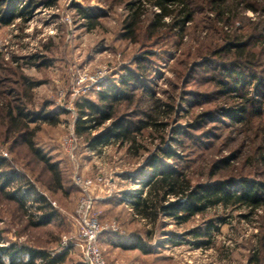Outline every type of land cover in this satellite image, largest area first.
Here are the masks:
<instances>
[{"label": "rangeland", "instance_id": "1", "mask_svg": "<svg viewBox=\"0 0 264 264\" xmlns=\"http://www.w3.org/2000/svg\"><path fill=\"white\" fill-rule=\"evenodd\" d=\"M24 1H18V6ZM200 1H195L199 10L195 23L203 30L195 31L190 25L180 43L164 28L149 38L153 9L141 16L133 39H124L127 11L122 0H58L50 8L39 3L29 21L15 18L7 26L0 25V63L5 70H0V80L14 82L21 71L39 82L32 90L29 107L35 113L44 108L58 121L38 124L34 140L62 175V188L51 190L50 175L22 146H14L11 151L9 143L0 144V160H5L0 170L20 177L19 182L4 188L5 195L20 191L28 198L26 210L21 212L13 201L0 195V248L13 254L12 247L64 253V264H83L76 215L83 198L75 181L79 177L91 183L87 189L92 199L90 212L106 229L98 241L107 264H250L264 231V207L250 212L222 203L178 223L162 214L155 222L142 220L130 206L135 202L131 196L146 192L144 183L153 156L179 170L192 185L205 184L210 171H214L211 183L241 178L264 182V150L259 149L260 136L255 129L264 119V89L255 97L261 111L252 125L244 124L233 111L225 113L233 104L234 94L229 98L219 95L221 77L216 67L231 59L229 55L213 57L202 50L210 44L224 43L227 33L249 34L264 20V13L240 11L226 27L213 20L211 10L202 8L205 5ZM260 31L264 34V29ZM248 50L258 54L264 47L250 43ZM186 52L194 60L189 70L184 69ZM261 58L256 70L264 74V55ZM129 73L130 87L119 104L104 108L110 120L89 132L88 137L78 135L77 122L88 118L79 109L83 101L101 105L97 94L119 86L121 78ZM244 91L251 94L252 88ZM204 112H210L209 116L199 119ZM121 118L131 123L129 139L109 135L96 146L91 145V138L106 134ZM70 132L78 136L72 152L64 147ZM167 151L170 156L164 153ZM35 193L55 211V217L40 227L30 225L40 217L34 211ZM138 240L149 253L128 248ZM28 260V254L22 252L16 262ZM0 264H10L2 252Z\"/></svg>", "mask_w": 264, "mask_h": 264}, {"label": "trees", "instance_id": "2", "mask_svg": "<svg viewBox=\"0 0 264 264\" xmlns=\"http://www.w3.org/2000/svg\"><path fill=\"white\" fill-rule=\"evenodd\" d=\"M18 1L22 2V0H0L1 26L11 24L15 18L27 22L32 17L36 5L41 3L43 7L50 8L58 0H26L23 2V6H18ZM122 1L125 2L127 11L126 19L123 22L126 31L123 35L124 39H133L132 35L137 29L141 16L147 10L152 9L151 21L148 25L149 38L154 37L157 32L159 33L164 28L169 34L175 36L180 43L190 25L193 26L195 31L200 29L198 24L195 23V15L199 11L198 6H195L196 0ZM200 2L205 5L201 6L202 8L211 10L213 20L221 22L224 26L236 19L240 11L243 10L258 14L264 13V0H201ZM260 29H264V20L256 23L249 34H239L238 36L235 34L236 36H234V33L228 34L226 32L224 43L210 44L206 50L202 48L204 54L220 59L229 55L231 61L227 62L228 64L220 63L216 67L219 71L218 75L221 77L218 82L219 93H221L219 95L229 98L230 93L234 94L231 96L233 104L225 110V113L233 111L239 115L240 120L246 125H252V119L260 116L261 111L260 102H257L255 97L260 94L261 89H264V74H261V71L257 72L256 69L261 65L260 61H262L261 56L264 55V50L258 54L253 50V52L248 50L250 43L258 47H264V34L261 33L262 30L259 32ZM204 37L203 40L208 36ZM185 56L188 57V60L184 61V69L189 70L194 60L189 52ZM0 70L5 71L1 63ZM16 75L18 77L14 82L9 79L0 80V95L3 97V102L0 103V144L9 143L10 150L14 146H22L28 155L41 165L42 170L50 175L52 184L49 185V189L54 191L61 189L62 175L58 165L52 163L50 158L36 147L34 140L39 129L38 124H55L58 120L52 119L50 117L52 114L44 108L35 113L29 107L32 106V90L39 85V82L27 77L21 71ZM130 78L131 73H129V76L121 78L119 86H114L111 91L109 89V91L99 92L97 95L101 105L88 100L83 101L79 109L83 111L81 113H87L85 115L88 118L77 122L76 133L78 135L85 134L88 137L89 132L110 120L111 116L109 113L105 114L104 110L111 109L119 102V98L124 96L125 89L130 87ZM5 83L16 85V87L6 86ZM246 87L252 88L251 94L244 91ZM209 114L210 112H204L198 118H206ZM258 123L255 129L259 131V149L264 150V119H261ZM31 125L35 126L31 127ZM130 125L131 123L128 121L124 122L122 118L118 119L113 124L114 127L109 129L106 134L91 138V145L96 146L101 140L108 139L109 135H115L118 140L129 139L131 137ZM164 153L170 156L169 151ZM4 165L5 160L1 159L0 169ZM148 168L151 172L146 176L147 180L144 183V186L147 187L146 192L139 191L131 196V199L135 202L130 204L134 214L142 220L155 222L158 216L162 214L178 223H185L195 215L204 214L209 207L222 203H230L239 208L244 207L250 212L264 207V182L241 178L239 180L230 179L211 183L210 180L214 176V171H210L206 178L208 179L207 184L192 185L184 174L160 162L156 156L152 157ZM19 178V175L15 172L8 173L6 170H0V195L6 196L4 188L14 182H19ZM230 188H233V190L230 191ZM29 189L34 191L31 187ZM35 195L37 198L33 201L36 205L34 211L39 213L40 217H36L37 222H31L30 225L40 227L47 225L55 217V211L41 195L37 193ZM6 197L16 204L19 211L25 212L26 199L28 198L22 195L20 191ZM171 198L174 199L173 202L170 200ZM179 198L183 199L182 203L178 202ZM133 247L144 254L150 252L149 248L140 240L128 248ZM10 249H13L15 254L7 248H0V252L10 259V264H64L66 258L64 253L55 255L38 248L12 247ZM22 252L28 254L29 262H16ZM35 260H38V262H35ZM249 262L250 264H264V231L257 240Z\"/></svg>", "mask_w": 264, "mask_h": 264}, {"label": "built area", "instance_id": "3", "mask_svg": "<svg viewBox=\"0 0 264 264\" xmlns=\"http://www.w3.org/2000/svg\"><path fill=\"white\" fill-rule=\"evenodd\" d=\"M77 139L78 136L70 132L67 138L64 139V147L70 152L74 151L78 143ZM106 147L107 145L103 146L104 149ZM75 181L76 185L80 187L83 193V198L76 208V215L80 224L78 240L80 241L83 249L81 262L83 264H107L98 241L100 234L106 229L102 228L96 222L95 218L90 212L92 199L90 198L87 189L91 183L86 180L83 181L79 177H75Z\"/></svg>", "mask_w": 264, "mask_h": 264}]
</instances>
